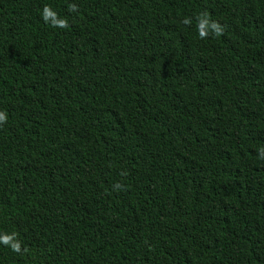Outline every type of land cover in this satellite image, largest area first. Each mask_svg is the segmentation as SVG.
I'll list each match as a JSON object with an SVG mask.
<instances>
[{
	"label": "trees",
	"instance_id": "16d2710c",
	"mask_svg": "<svg viewBox=\"0 0 264 264\" xmlns=\"http://www.w3.org/2000/svg\"><path fill=\"white\" fill-rule=\"evenodd\" d=\"M0 113V264H264V0H0Z\"/></svg>",
	"mask_w": 264,
	"mask_h": 264
},
{
	"label": "clouds",
	"instance_id": "9594fccd",
	"mask_svg": "<svg viewBox=\"0 0 264 264\" xmlns=\"http://www.w3.org/2000/svg\"><path fill=\"white\" fill-rule=\"evenodd\" d=\"M47 11V9H45ZM183 23L188 24L189 20L185 19ZM66 26V25H65ZM198 35L201 39L207 38L210 34L214 36H220L224 32V28L215 21H209L207 14H202L201 17H198L197 25ZM6 116L3 113H0V124L4 123ZM261 158L264 159V149L261 150Z\"/></svg>",
	"mask_w": 264,
	"mask_h": 264
}]
</instances>
